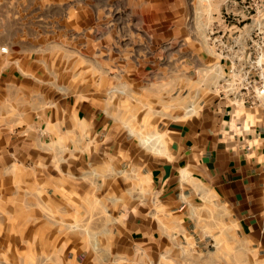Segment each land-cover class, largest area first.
I'll list each match as a JSON object with an SVG mask.
<instances>
[{
    "label": "crops",
    "instance_id": "1",
    "mask_svg": "<svg viewBox=\"0 0 264 264\" xmlns=\"http://www.w3.org/2000/svg\"><path fill=\"white\" fill-rule=\"evenodd\" d=\"M148 11V45L107 69L98 38L70 70L37 38L0 50V264H264V95L247 82L264 0Z\"/></svg>",
    "mask_w": 264,
    "mask_h": 264
},
{
    "label": "rangeland",
    "instance_id": "2",
    "mask_svg": "<svg viewBox=\"0 0 264 264\" xmlns=\"http://www.w3.org/2000/svg\"><path fill=\"white\" fill-rule=\"evenodd\" d=\"M156 1L158 0H0V45H9L11 40L37 38L39 52L47 53L51 49L55 56L54 66H65L70 70L77 61L71 57L72 54L79 51L89 54L94 50L95 38H98L102 40L103 67L107 69L111 66L110 54L118 48L128 49L132 55H137L143 44L148 45L151 38L148 31V8ZM212 1L198 0L201 4ZM232 11L229 14L232 15ZM250 13L252 12H246L245 16ZM241 17L242 15L240 19ZM232 22L237 24L232 28L236 30H227L225 36L231 34L230 38H243L247 27L242 28V20ZM199 30L203 33L202 39L208 41L213 40V33L214 36L223 35V27L217 25L215 28H208L207 21L202 19ZM257 32L259 38H264V26L261 29L258 27ZM63 38H66L65 42ZM79 39L82 43H79ZM216 43L219 47L225 46L222 39H218ZM258 44L263 45L262 42ZM229 46L230 44L226 46L227 50ZM43 60L45 59L40 61L46 66V60ZM94 61L93 58L81 59L82 65L87 68L86 78L93 76L90 74L93 68L90 67Z\"/></svg>",
    "mask_w": 264,
    "mask_h": 264
},
{
    "label": "built area",
    "instance_id": "3",
    "mask_svg": "<svg viewBox=\"0 0 264 264\" xmlns=\"http://www.w3.org/2000/svg\"><path fill=\"white\" fill-rule=\"evenodd\" d=\"M0 50L3 52L8 51L7 45H2ZM260 70L258 71V75L253 78H248V85L251 86L254 90L253 95L251 96V103H255L260 96L264 95V71L262 70L261 64H259Z\"/></svg>",
    "mask_w": 264,
    "mask_h": 264
}]
</instances>
